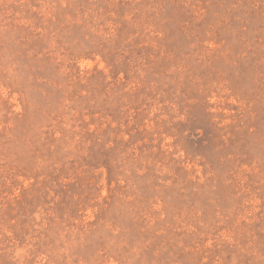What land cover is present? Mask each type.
<instances>
[{
    "label": "rangeland",
    "instance_id": "1",
    "mask_svg": "<svg viewBox=\"0 0 264 264\" xmlns=\"http://www.w3.org/2000/svg\"><path fill=\"white\" fill-rule=\"evenodd\" d=\"M0 264H264V0H0Z\"/></svg>",
    "mask_w": 264,
    "mask_h": 264
}]
</instances>
